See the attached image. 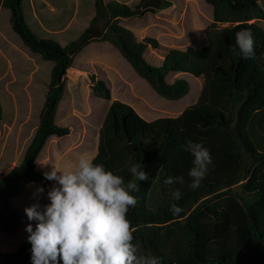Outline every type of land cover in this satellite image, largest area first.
<instances>
[{"label":"trees","instance_id":"trees-1","mask_svg":"<svg viewBox=\"0 0 264 264\" xmlns=\"http://www.w3.org/2000/svg\"><path fill=\"white\" fill-rule=\"evenodd\" d=\"M146 1L95 0L92 25L99 17L113 21L154 12L144 10ZM52 2L0 0V32L33 57L31 67L37 68L32 71L30 89L38 87L45 94L44 104L32 108L24 120L13 106L15 99L9 88L14 85L9 86L10 79L2 77L6 63L0 56V128L14 129L20 123L19 144L25 145L17 165L0 177V229L5 234H16L23 224L21 215L11 210V199L31 183L44 188L51 185L36 166L49 140L70 134L69 128L57 125L56 116L65 93V77L73 67L69 53L81 44L78 40L91 19V5L89 0H64L52 7ZM206 2L214 9L215 23L228 21L223 18L225 13L237 16L235 22L241 23L222 31L213 24L207 30L205 48L171 50L159 68L146 62L147 47L137 44L131 32L116 24L110 28L116 36H107L160 95L178 99L188 94L184 79L166 80L172 73L189 75L202 82L203 88L199 102L181 116L153 122L143 119L131 106L114 102L95 163L126 182L134 179L129 171L132 165L143 166L149 176L147 181L138 182L140 190L132 193L138 202L127 213L139 254L159 257L161 264H264V31L248 24L253 19L251 13L264 15V0ZM169 6L164 2L159 10ZM243 29L253 33L255 59H243L238 48L233 51L236 33ZM94 89L99 97H110L103 82ZM188 140L203 143L213 159L196 190L188 187V171L193 166L192 155L184 150ZM5 150L10 151L8 158L14 159V151L6 146ZM251 162L258 168L243 186L246 198L237 199L231 188L242 181ZM181 175L184 185L164 183L169 176ZM175 188L183 193L176 202L183 208L178 216L170 211ZM0 264H31V244L27 240L14 253L0 252Z\"/></svg>","mask_w":264,"mask_h":264},{"label":"rangeland","instance_id":"rangeland-1","mask_svg":"<svg viewBox=\"0 0 264 264\" xmlns=\"http://www.w3.org/2000/svg\"><path fill=\"white\" fill-rule=\"evenodd\" d=\"M160 1L161 6L164 2L169 3L170 6L163 10H159L160 7L150 8L154 12H145L141 16L130 19L109 21L99 17L98 23L92 25L91 20L96 16L95 0H89L91 19L82 28L81 39L78 41L82 43L96 29L100 35L85 45L80 44L72 55L73 67L65 77V93L56 116L57 125L69 128L70 134L63 138L49 140L37 161L36 166L39 172L44 174L54 167L72 170L83 154L94 157L95 162L103 144L108 112L116 101L131 106L148 122L179 117L199 102L203 88L202 82L186 74L172 73L166 78L171 83L184 79L189 85L186 96L169 99L157 93L121 53L114 40L107 36L108 30L116 24L131 32L132 39L137 44L147 47L144 54L146 62L154 68H159L164 63V57L171 50L187 52L205 48L209 42L207 30L213 24H216V30L222 31L241 22H235L237 16L225 13L223 18L228 21L215 23L214 9L206 0ZM250 15L253 19L248 24L255 25L264 31V15L259 11ZM28 22L33 25L31 21ZM88 30L90 32L86 34ZM3 34L0 32V56L5 61L6 68L2 77L4 80L10 79L7 81L9 86L14 85L12 89L9 88L10 95L15 99L13 106L26 120L30 117L32 108L36 109L38 104H44L45 94L38 90V87L34 90L30 89L31 74L37 68L36 65L34 68L31 67L33 57L5 39ZM39 36L42 37L41 34ZM83 36L84 39H82ZM48 63L45 64L50 65ZM2 67L4 68L3 65ZM98 82L105 84L110 94L109 98L99 97L94 93ZM32 118L38 120L34 113ZM20 131V123H17L14 129L0 128V142L3 143V147L0 146V177L8 174L19 161L25 147L24 144L21 146L19 144ZM5 146L14 151V159L8 158L10 151H6ZM250 165V169L243 173L242 181L231 188L233 196L237 199L246 198L243 186L249 181L251 172L258 168V165L252 162ZM54 186H57L56 182L51 181V185L44 188L43 194L34 197L36 189L41 186L31 183L20 196L11 199V210L21 215L23 224L14 235L5 234L0 229V252L14 253L28 240L29 233L26 227L34 222L28 220L25 208L37 202L41 206L48 204L50 201L47 193Z\"/></svg>","mask_w":264,"mask_h":264},{"label":"clouds","instance_id":"clouds-1","mask_svg":"<svg viewBox=\"0 0 264 264\" xmlns=\"http://www.w3.org/2000/svg\"><path fill=\"white\" fill-rule=\"evenodd\" d=\"M243 59H255V39L251 29L236 33L235 52ZM184 150L193 157L188 171L196 190L206 178L213 164L211 152L203 143L186 141ZM134 179L124 177L95 163L94 157L80 156L72 170L54 167L45 172L49 181H55L47 193L48 204L39 202L25 208L29 221L27 239L31 244V264H161V258L139 254L133 243L134 228L127 217L137 198L132 194L140 190L141 181L149 179L143 166L129 169ZM168 186L184 185V176H169ZM44 187L36 189L35 196L44 193ZM183 193L179 188L171 191L170 211L178 216L183 208L176 202Z\"/></svg>","mask_w":264,"mask_h":264},{"label":"water","instance_id":"water-1","mask_svg":"<svg viewBox=\"0 0 264 264\" xmlns=\"http://www.w3.org/2000/svg\"><path fill=\"white\" fill-rule=\"evenodd\" d=\"M161 7V1L160 0H149L145 3L144 5V10L150 9V8H159ZM108 33H110L112 36H116V33L112 30L109 29ZM100 33L98 32V29L94 30L93 33L88 35L81 43L82 45H85L86 43L94 40L95 38L99 37ZM79 47L74 48L73 50L70 51L69 56H72L73 53L78 49Z\"/></svg>","mask_w":264,"mask_h":264},{"label":"crops","instance_id":"crops-1","mask_svg":"<svg viewBox=\"0 0 264 264\" xmlns=\"http://www.w3.org/2000/svg\"><path fill=\"white\" fill-rule=\"evenodd\" d=\"M52 1H53V2H52V4H53L52 7H54V3H57V2H56V0H52ZM65 1H67V0H65ZM50 2H51V1H50ZM63 2H64V0H63L61 3H63ZM37 168H38V167H37Z\"/></svg>","mask_w":264,"mask_h":264}]
</instances>
